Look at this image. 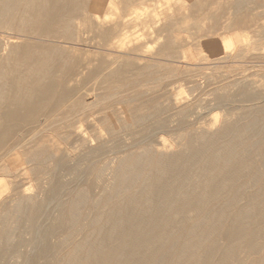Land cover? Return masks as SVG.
I'll return each mask as SVG.
<instances>
[{
  "label": "bare ground",
  "instance_id": "bare-ground-1",
  "mask_svg": "<svg viewBox=\"0 0 264 264\" xmlns=\"http://www.w3.org/2000/svg\"><path fill=\"white\" fill-rule=\"evenodd\" d=\"M114 1L121 11L142 4ZM98 3L0 0V29L10 31L0 37V197L11 186L15 202L0 204V264H264V93L251 84L233 85L250 104L242 116L229 122L224 114L211 133H179L177 151L146 147L148 132L166 128L172 113H191L189 98H181L176 87L166 92L147 87L163 77L152 63L123 57L124 52L110 59L77 58L56 41L75 40L84 30L103 47L132 43L130 51L139 50L123 31L127 14L101 13ZM216 5V16L229 13L235 19L256 7L254 0ZM207 6L196 0L191 14L208 16ZM151 20L154 55L182 58L183 42L173 35L180 17L161 13ZM205 84L196 81L191 91ZM133 88L138 89L124 94ZM102 100L123 104L127 117L109 124L106 137L88 135L77 122L101 109ZM50 111L74 114L50 127L66 130L69 142V132L78 131L74 140L85 151L72 161L49 155L39 137L38 129L61 120L43 116ZM124 138L141 150L113 155L106 180L91 166L117 153ZM16 151L24 160L12 162L10 169L1 164ZM17 179L34 180L37 189L21 192ZM80 184L94 185L97 194L79 189Z\"/></svg>",
  "mask_w": 264,
  "mask_h": 264
},
{
  "label": "rangeland",
  "instance_id": "rangeland-1",
  "mask_svg": "<svg viewBox=\"0 0 264 264\" xmlns=\"http://www.w3.org/2000/svg\"><path fill=\"white\" fill-rule=\"evenodd\" d=\"M110 1H113L114 4H111ZM169 1L170 0H142L141 5H135V8L131 7L126 11H121L119 10L120 6L116 1L99 0L98 10L101 13H114L116 15L119 13L127 14V16L122 19L123 31L126 32L128 36L134 38V42L141 45V48L137 51H130L132 43H128L120 49L103 47L98 44L97 39H89V33L84 30L77 33L78 36L76 35V37L79 38L75 37V40L66 41L57 39L56 41L69 48L71 53L77 56V58L84 57L97 59L103 55L110 59L119 56V54H117L118 52H124L126 55L123 54V57H135L138 62L152 63L158 68L159 77H163L160 78L158 83L149 84L147 87L157 86L159 92H166L167 90L176 87L174 90L181 93V98H189L188 102L192 110L191 113H172L170 118L166 121V128L160 129L156 133H154V129H151V131L148 132V137L144 140V145L146 147L153 145L157 148L167 146L168 148H171V150L177 151L180 148V146L177 145L180 139L179 133L181 134L182 132L183 135H188L194 134L200 130H204L206 133H211L221 123L224 114H228L227 120L229 122L234 121L236 118L244 114L250 104L241 100L242 95L236 91V88L233 85H242V83L251 84L253 87L255 86L254 89L264 93V48H259L261 46L259 44L264 40V32L262 29L264 28V0H254L256 7L252 10L249 9V11L246 12V15L240 19L233 18L229 13H221L218 16L215 15L218 10L216 9L217 2L223 0H204L205 2H208L207 10L209 15L212 13L216 17L209 15L205 17L195 16L196 14L192 15L190 5L196 0H171L170 3H168ZM258 4L260 5L258 6ZM158 9L161 12H159ZM134 10H137L141 14L136 16L133 14ZM155 12L156 14L174 13L180 17V25H182L173 35L176 38L181 39L183 42V45L179 48V54L182 52L180 54L183 56L182 58H167L154 55L156 44L154 43V24H152L151 19L156 15ZM251 12L253 17H250ZM193 22L194 24H197V27H195ZM227 24L231 26L228 30L225 29V27L227 28ZM261 30L263 37L260 36ZM4 33H10V31L5 32L0 29V37H2ZM258 37L263 39L258 41ZM13 41L15 43L22 42L20 39ZM229 41L230 44H228ZM254 45L257 48H255ZM207 78L208 81H206ZM196 81H203L206 84L204 88L191 91ZM237 82L239 83L237 84ZM137 89L138 88L130 89L125 91L124 94L132 91L134 92ZM89 96L90 99H95L91 94ZM219 101H222L223 105L219 104ZM100 102L102 108L94 113L85 115L84 117L86 119L77 122V125L82 124V129H86L85 133L88 135L94 133L106 137L107 132H111L107 129L108 125L114 122L117 118L127 117V113H123L126 109L123 104L107 105L108 102L106 100ZM263 103L264 102H262L261 105L264 106ZM43 116L61 118V120L55 122H52L51 120L47 123V126L38 129V133L41 135L39 137L44 140L49 149V155H65L68 160L72 161L85 151L81 142L79 140H74V138L78 137V131L72 129L69 132H72L73 135L69 142L64 136V134L67 133L66 130L50 128L51 126L55 127L57 124L58 126L63 125L65 121L63 118L65 116L66 118H74V114L62 111H50ZM120 135L122 136V133L119 134V136ZM132 141L130 138L122 139V145L118 148L115 147L118 149L117 153H107L105 157L99 159L93 166H91V168L95 167L94 169L99 170L102 173L103 178L107 180L108 171L105 168L109 159L113 158V155L116 154V156H123L141 150V147H131V144L133 143ZM18 153L19 152L16 151L5 157L1 161V164L6 165L10 169L12 162L24 160V158ZM22 167L27 168V165L24 164ZM88 172L84 173V177H87ZM16 181L21 192L24 191L25 188H31L33 191L37 189L34 180L22 182L20 179H17ZM71 183L72 185L77 184L73 181ZM92 184H95V182ZM92 184L88 186L86 185L89 188L87 192L96 195L98 188H95ZM87 187H85L84 184L78 185L79 189H85ZM11 194L12 191L10 186V188L6 189L5 193L0 197V204L6 201L10 202V204H14V201L11 202Z\"/></svg>",
  "mask_w": 264,
  "mask_h": 264
}]
</instances>
